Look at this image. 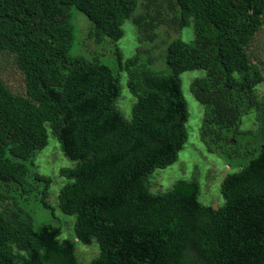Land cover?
<instances>
[{
    "label": "trees",
    "instance_id": "1",
    "mask_svg": "<svg viewBox=\"0 0 264 264\" xmlns=\"http://www.w3.org/2000/svg\"><path fill=\"white\" fill-rule=\"evenodd\" d=\"M165 13L158 6L165 5ZM0 0V52L13 55L25 96L0 78V264H79L75 244L51 223L36 225L31 198L49 209L51 179L38 172L48 132L65 157L60 211L74 217L78 242L98 245L90 264H264L263 75L248 48L264 23V0ZM155 8L154 13L150 12ZM92 24L85 38L117 46L131 21L148 47L120 71L134 98L127 120L116 102L120 80L96 58L72 55V10ZM191 27L193 38L165 43L167 73L155 71L154 31ZM146 34V39L142 35ZM149 41V45L144 42ZM204 75L189 87L204 108L199 138L208 154L238 171L220 184L221 207L202 204L195 177L164 193L148 178L174 164L188 139L180 76ZM254 113L257 127L242 130ZM243 144V145H242ZM243 159V160H242Z\"/></svg>",
    "mask_w": 264,
    "mask_h": 264
},
{
    "label": "rangeland",
    "instance_id": "2",
    "mask_svg": "<svg viewBox=\"0 0 264 264\" xmlns=\"http://www.w3.org/2000/svg\"><path fill=\"white\" fill-rule=\"evenodd\" d=\"M147 6L140 5L136 11V15L144 14ZM150 8V7H148ZM147 8V9H148ZM159 10L165 13L167 6H158ZM155 8H151L153 14ZM73 24L75 35L72 42L71 54L83 56L86 58H96L103 64L107 65L120 80L121 94L116 105L120 112L127 120L131 118V107L134 103L133 96L126 87V74L120 71L116 60V48L120 50L123 58L131 57L138 48L139 51H145L148 47L143 42L139 43L136 38V29L131 21H126L123 25L124 36L118 41L117 46L107 39L101 43L95 42V38H85L89 30L92 28L88 18L78 10H72ZM181 37L189 41L193 38L191 27L177 31L170 26H161L154 31V43L150 54H142L143 59H153L149 67L161 73H167L163 55L165 43L172 38ZM146 39V34L142 35ZM147 45L149 41L144 40ZM164 49V50H163ZM250 57L253 62L257 63L263 75L262 83L257 87L258 97L264 96V23L261 30L253 38L248 48ZM204 75L202 70H192L181 74V84L184 99L187 104L189 118L186 123L188 139L184 148L179 152L177 161L165 169H156L148 178L150 192L153 194L164 193L170 190L173 184L178 180H190L195 177L200 185L199 201L214 208L221 207L224 203L220 195V184L225 175L238 171L239 168H231L216 155L208 154L199 138V129L204 117V108L200 105L189 90L191 82ZM0 78L7 87L18 95L25 96V82L23 75L16 68L14 57L6 52H0ZM254 113H250L242 120V130H254L257 125ZM243 145V144H242ZM243 160V159H242ZM35 166L39 173L51 179L49 196L47 204L49 209L43 208L38 201L30 199L27 206L29 212L33 216L36 225L42 223H51L61 228L62 234L60 239H69L75 244V255L79 264H90L91 260L98 255V245L95 240L91 245H83L78 242L73 232L74 217L63 214L58 208L57 195L60 188L65 184L66 180L59 176L58 171L61 168H72L75 162L71 161L63 155L60 150L59 143L56 138L48 132V144L37 155Z\"/></svg>",
    "mask_w": 264,
    "mask_h": 264
}]
</instances>
